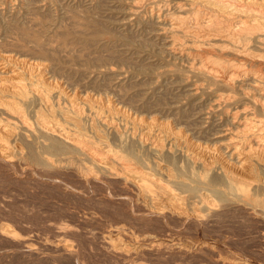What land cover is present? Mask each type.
I'll use <instances>...</instances> for the list:
<instances>
[{
    "label": "bare ground",
    "instance_id": "6f19581e",
    "mask_svg": "<svg viewBox=\"0 0 264 264\" xmlns=\"http://www.w3.org/2000/svg\"><path fill=\"white\" fill-rule=\"evenodd\" d=\"M120 1L136 12L148 4L169 54L207 82L187 91L199 98L209 88L208 107L226 118L218 132L223 136L213 144L198 142L189 127L139 115L119 98L83 93L12 38L0 49V167L12 176L14 170L31 178L66 171L90 186L116 183L119 196L102 199L121 203L123 211L92 234L113 264L203 257L214 264H264V0ZM22 34L38 41L29 31ZM72 188L71 194L83 196ZM232 215L257 227L258 257L238 248L229 231H213ZM8 224H0V233L29 258L87 264L81 245L69 240L78 229L56 227L57 238L34 241L19 238Z\"/></svg>",
    "mask_w": 264,
    "mask_h": 264
},
{
    "label": "rangeland",
    "instance_id": "374dc122",
    "mask_svg": "<svg viewBox=\"0 0 264 264\" xmlns=\"http://www.w3.org/2000/svg\"><path fill=\"white\" fill-rule=\"evenodd\" d=\"M118 1L120 0H0V49L5 41L18 40L24 44L21 49L27 53V56L34 53V57L37 56L36 58L50 63L57 78L65 79L64 81L72 86L74 84L73 87L83 93H94L103 98H119L124 101L127 109L139 115L148 117L152 114L168 121L175 128L189 127L188 130L195 132L194 136L200 140L198 142L213 144L220 140L223 135L218 132L221 127H225L226 118L225 116L220 118L221 110L215 111L217 113L215 114L210 106L208 107L211 96L209 88L201 93L203 98L190 95L187 91L198 81L205 86L207 82L190 71L187 62L184 63L185 60L176 58L177 56L172 53L169 54V49L166 47L167 37L160 33L156 21L149 19L147 11L150 8L147 3L136 12L130 10L124 2L120 1L118 4ZM24 30L34 34L38 41H29L22 34ZM41 44H43L42 49ZM60 48L64 49L63 53ZM203 130L205 133L202 132ZM12 172L19 178L9 175L7 170L0 167V224L10 222L19 238L32 236L34 241H41L43 237L49 240L57 238L59 227L78 229L77 233L69 236V240L81 245L86 263L113 264L101 254L98 248L99 239L93 238L92 234L94 231L100 232L112 222L119 211L121 213L123 211L121 203L108 200L105 202V199H102V195L108 193L113 194V197L119 196L120 191L116 183H110L106 188L96 184L90 186L66 171L43 172L32 176L34 179L17 170ZM45 174H49L50 178ZM43 176L44 178H41ZM68 186L84 192V197L77 198V195L71 194V188ZM111 186L116 188L113 189ZM79 212L80 215L84 213L83 217L92 213L94 217L89 219L92 223L80 216ZM101 221L103 224H98V222L102 223ZM223 222L224 228H214L213 231L216 233L229 231L230 233L225 235H233L238 248H243L257 257L260 255L258 229L254 224L247 223L239 215L229 216ZM5 237L7 236L0 233V264H54V262L71 264L68 259L57 258L50 263L43 258H29L19 251L14 238ZM176 262L212 263L205 257L186 258Z\"/></svg>",
    "mask_w": 264,
    "mask_h": 264
}]
</instances>
